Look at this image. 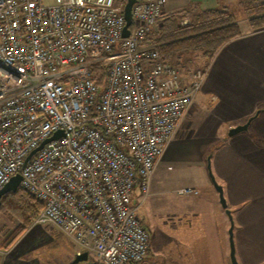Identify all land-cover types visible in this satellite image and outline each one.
<instances>
[{"label": "built area", "instance_id": "obj_1", "mask_svg": "<svg viewBox=\"0 0 264 264\" xmlns=\"http://www.w3.org/2000/svg\"><path fill=\"white\" fill-rule=\"evenodd\" d=\"M125 4L0 0V190L20 174L42 204L33 224L57 228L89 264L147 258L150 235L132 199L148 196L208 73L184 75L151 42L166 0H136L128 37Z\"/></svg>", "mask_w": 264, "mask_h": 264}, {"label": "crops", "instance_id": "obj_2", "mask_svg": "<svg viewBox=\"0 0 264 264\" xmlns=\"http://www.w3.org/2000/svg\"><path fill=\"white\" fill-rule=\"evenodd\" d=\"M223 2L166 0L164 20L174 17L187 25L197 12L226 7ZM246 26L241 27L242 36L229 41L214 57L201 91L157 165L166 163L186 173L192 171L202 179V192H207L203 197L197 187L199 195L181 212L186 213L184 219L166 222L191 240L176 241V250L164 264H231L230 220L219 193L207 183L208 157L232 213L238 264H264V111L247 131L229 136L232 128L264 110V28L246 32ZM203 198L213 211L203 209ZM7 231L3 224L0 264H70L78 255L77 246L52 225L32 224L8 250L3 249ZM51 248L62 251L55 254Z\"/></svg>", "mask_w": 264, "mask_h": 264}, {"label": "trees", "instance_id": "obj_3", "mask_svg": "<svg viewBox=\"0 0 264 264\" xmlns=\"http://www.w3.org/2000/svg\"><path fill=\"white\" fill-rule=\"evenodd\" d=\"M121 1L126 3L127 0ZM238 1L251 30L263 29L264 0ZM181 22L178 18H168L150 36L151 42L162 57L180 66L181 69H185V66L179 59L188 52L200 53L206 61L204 69H207L225 44L243 35L239 20L227 7H216L197 12L187 25ZM99 69L98 66L94 68L96 72ZM105 75L104 69L99 81L102 87ZM41 210L42 204L20 187L16 192H10L2 197L0 215L18 221L17 226L5 240L3 249L8 250L18 241L33 224Z\"/></svg>", "mask_w": 264, "mask_h": 264}, {"label": "rangeland", "instance_id": "obj_4", "mask_svg": "<svg viewBox=\"0 0 264 264\" xmlns=\"http://www.w3.org/2000/svg\"><path fill=\"white\" fill-rule=\"evenodd\" d=\"M43 2L50 5L53 3V0H43ZM224 2L227 9L239 20L241 24L240 28L244 27L246 23V32L254 31L251 30L248 25L244 12L239 7L238 0H229L228 2L224 0ZM179 60L189 72L195 69H203L206 64L201 54L195 52L185 53ZM185 69H182L183 74L187 75L184 73ZM209 158L210 157L207 158L206 178L209 186L214 188L208 168L210 165L212 171ZM212 174L214 175L213 171ZM201 181L202 179L200 176L193 174L192 171L186 173L185 170L177 169L175 166L171 167L166 163H162L156 168L151 178L148 196L144 197L141 193L134 194L132 204L137 208V214L150 235L151 243L150 253L142 264H164V260L172 256V252L176 250V241L183 239H187L186 241L191 240V236L187 238L186 234H184L181 229L177 230L172 223L170 226H166V222L169 220L171 221V219H184L186 213L182 214L181 212L183 210H188L187 205H189L191 198H193V196L178 194L179 189H196L199 187L197 189L200 190L201 195L203 197L207 195V192H202L203 185ZM201 204L205 211H213L214 209L206 198H203ZM17 223L18 221L16 219L10 220L5 215H0V227L4 224V226L8 228V235H10L15 226H17ZM65 239L71 241L67 237H65ZM65 239H63L61 243H64ZM52 251L57 254V251L61 252L62 250L60 248L58 250L54 248Z\"/></svg>", "mask_w": 264, "mask_h": 264}, {"label": "water", "instance_id": "obj_5", "mask_svg": "<svg viewBox=\"0 0 264 264\" xmlns=\"http://www.w3.org/2000/svg\"><path fill=\"white\" fill-rule=\"evenodd\" d=\"M136 2V0H127L125 7H124V17H125V27L123 30V37H128L130 30L129 27L132 25V8L134 3ZM264 110H258L252 117H250L246 123L242 124V125H238L234 128H232L229 131V136H235L239 133L245 132L248 130L251 122ZM62 135V132L59 131L57 133H55V135L46 140L45 142H43L36 150H34L30 156L26 159V162L30 159V157L35 154L38 150H40L46 143L58 139L60 136ZM209 168V174H210V178L212 180L213 186L216 189V191L219 193V199H220V204L221 206L225 209V212L230 220V228H229V241H230V259H231V264H238L237 259H236V250H235V244H234V221H233V217H232V213L230 211V209L228 208L227 205V201L224 197V192H223V188L221 185L218 184V182L216 181L215 176L212 174V171L210 169V165L208 166ZM22 180V176L20 174H17L15 176H13L11 178V180L0 190V203H1V199L5 194H8L10 192H16L19 187H20V182ZM88 261V254L86 252L82 253V254H78L76 256V258L70 263V264H78L81 262H86Z\"/></svg>", "mask_w": 264, "mask_h": 264}]
</instances>
